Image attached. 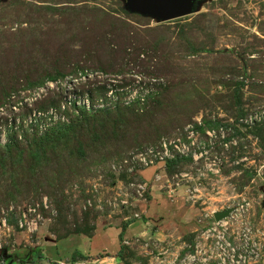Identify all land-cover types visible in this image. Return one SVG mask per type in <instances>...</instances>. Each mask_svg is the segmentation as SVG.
Instances as JSON below:
<instances>
[{
  "label": "rangeland",
  "instance_id": "1",
  "mask_svg": "<svg viewBox=\"0 0 264 264\" xmlns=\"http://www.w3.org/2000/svg\"><path fill=\"white\" fill-rule=\"evenodd\" d=\"M95 9L126 21L128 29L134 28L145 38L162 39V51L150 64L169 61L180 74L169 96L173 99L162 104L150 126L143 123L141 137L134 138L137 144L132 145L127 138L74 166L75 161L70 159V168L64 171L61 180L51 170L45 177L24 180L25 183L14 188L3 186L5 181L0 178V208L25 206L43 197L56 201L53 206L56 215L41 224L36 233L28 235L17 230L1 233L0 264H21L29 254L33 255V261L23 264H72L105 255L112 258L106 259L108 263L178 264L185 255L194 252L195 245L208 250L215 242L212 235L217 232L234 248L247 250L240 252L246 260L242 264H264V123L235 128L237 142L223 151L217 175L199 177L189 160L166 165L164 169L151 167L135 176L124 170L119 175V170L113 168L123 167L129 153L139 149L137 146L173 135L196 119L225 124L236 119L239 112L244 115L264 109V0H201L197 12L163 23L127 14L124 0H0V35L8 40L4 33L25 29L23 39L38 45L47 38L46 34H51L64 42L63 48L70 49L95 46L96 42L109 44V36L98 25L104 16H98L93 12ZM157 27L160 29L150 31ZM240 57L247 64V78L240 105L235 106L231 88L225 83L240 80L241 74L237 72L242 70ZM125 63L116 60L106 68L108 72L87 69L85 75L68 76L60 82H46L43 87L15 94L0 109V143L4 144L14 133L23 135L24 128L32 135L36 119L40 120L37 134H42L46 129L45 118L47 122L67 119L63 107L94 109L109 106L117 99L131 102L146 93L147 86L168 85L171 81L167 75H150L148 67L132 61ZM48 91L62 94L63 107L42 116L32 110L31 103ZM25 103L28 108L23 106ZM71 110L67 112L69 115ZM21 125L24 128H19ZM70 170L73 173L69 174ZM146 173H150L149 178ZM156 173L162 179L159 188L153 189ZM181 174L187 176L181 178ZM133 179L147 183V190L141 197L135 195L134 200L127 186ZM47 180L59 185L66 198ZM179 191L184 204L195 211L196 229L189 233L186 229L182 235L166 240L153 238L152 232L158 228L157 217L171 207L160 204L153 206V210L150 208L153 216L144 218L146 225L126 230L139 220L134 215H145L141 205H148L155 197L170 201L172 196H180ZM126 197L128 204L122 206L119 200ZM226 209L233 211L216 224L213 214ZM10 221L14 225L15 220ZM126 223L129 224L120 241L119 234ZM88 227L94 230L77 233ZM121 247L124 249L119 261Z\"/></svg>",
  "mask_w": 264,
  "mask_h": 264
},
{
  "label": "trees",
  "instance_id": "2",
  "mask_svg": "<svg viewBox=\"0 0 264 264\" xmlns=\"http://www.w3.org/2000/svg\"><path fill=\"white\" fill-rule=\"evenodd\" d=\"M69 10L81 12V9ZM93 12L98 16H104L98 25L102 27L105 35L109 36V44L101 45L96 42L95 46L81 45L79 48L70 49L63 48L64 42L51 34H46L47 38L39 41L38 45H32L28 43V40L23 39L24 33L27 32L25 29L9 34L4 33L8 40H4L1 37L2 34L0 35V109L17 93L43 87L46 82H60L68 76L76 78L78 75H85L88 72L87 69L105 73L108 72L106 68L113 66L116 60L120 63L125 61L126 65L132 61L141 67H148L147 72L150 75H167L171 80L170 83L163 86L156 84L147 86L146 93L131 102H121L117 99L103 108L86 109L84 106L72 105L74 109L66 110L62 105V94L59 92L48 91L42 98L35 99L31 103L32 110L36 109L37 113L45 116L49 110L60 111L63 107L62 112L67 119L47 122L45 118L46 129L42 134H37L40 120L36 119L35 124L32 125L36 131L32 135L28 134V130L21 125L19 128L22 127L25 130L23 135L14 133L8 136L4 144L0 143V178L5 181H2L3 186L13 185L14 188L25 183L22 182L24 180L45 177L50 170L55 178L61 180L64 171L70 168L68 162L70 159L75 161L72 164L74 166L77 162H84L103 151L108 145L113 146L114 143L119 145V140L127 138L132 140L130 142L132 145L137 144L134 138L141 137L142 129L140 128L144 126L143 123H148L147 126H150L162 104L172 101L173 97L169 96L174 80L180 74L169 61L160 60L156 61V64H150L154 56L162 51V39L159 36L145 38L134 28L128 29L130 25L126 21L108 17L107 13L101 9H95ZM158 29L160 28H150V31ZM240 59L242 70L237 71L238 75L241 74L240 80L225 83L228 89L231 88L232 104L235 106L240 105L241 90L246 86L247 78L245 74L247 64L243 57ZM231 71L234 73L233 69ZM23 106L28 108L26 103ZM69 110L71 115L67 113ZM241 116L243 114L239 112L237 118ZM203 122L205 127L218 125L211 120L205 119ZM159 139L136 148L153 144ZM182 161L184 160H175L167 165ZM71 173H73L72 170L69 171V174ZM47 181L50 186L59 191L63 199L66 198L59 185ZM55 203L51 201L52 206ZM129 223L122 226L119 234L120 241ZM93 230V227H88L77 233L86 234ZM123 249L124 247L120 248L117 256L119 261H122ZM29 260L33 261V255H26L20 262L23 264ZM72 260H75V257Z\"/></svg>",
  "mask_w": 264,
  "mask_h": 264
},
{
  "label": "built area",
  "instance_id": "3",
  "mask_svg": "<svg viewBox=\"0 0 264 264\" xmlns=\"http://www.w3.org/2000/svg\"><path fill=\"white\" fill-rule=\"evenodd\" d=\"M194 122L171 136L162 137L153 144L129 153L126 160H124L123 167L113 168L119 170V175L124 170L129 176H135L137 173L151 167H162L164 169L168 163L182 159L191 162L199 177L217 175L220 172L223 151L228 150L232 144L234 145L237 142L235 128L238 129L241 124L252 127L264 123V109L244 114L241 117L232 119L229 121L230 123H219L216 127H205L200 119H196ZM186 176L187 174L180 175L181 178ZM153 180L159 182L160 174L156 173ZM176 185L178 186L177 183ZM127 186L132 190V193H136L129 195L133 200L137 199L135 195L141 197L147 190V183L144 180L138 182L133 179ZM193 191H196V189H193ZM119 201L122 206L128 204L127 197ZM55 215L56 211L46 197L25 206L0 208V249L2 247L1 233L17 230L28 235L33 234L38 231L41 224L50 221ZM134 216L138 219L142 217L140 214ZM10 219L15 220L14 225L10 224ZM220 222H216V224ZM212 236H214L215 242L208 250L195 245L194 252L185 255L178 261V264H242L246 262L245 255L240 252L246 253L247 250L234 248L229 241L223 239L221 232H217L216 235L213 234ZM104 259H82L72 264H113L103 262Z\"/></svg>",
  "mask_w": 264,
  "mask_h": 264
},
{
  "label": "crops",
  "instance_id": "4",
  "mask_svg": "<svg viewBox=\"0 0 264 264\" xmlns=\"http://www.w3.org/2000/svg\"><path fill=\"white\" fill-rule=\"evenodd\" d=\"M152 169L155 170L157 168H155V169L152 168ZM145 172H147V171H145ZM146 175H148V176H145V177H147V178L150 177L149 176L150 173H146ZM161 179H162V176H160L159 182L152 183L153 189L155 187L159 188V186L161 184ZM162 186H163V184H162ZM178 194H180V196H172V199L170 201H167L163 197H160V198L155 197V199L153 201H151V203H148V205L147 204L141 205L140 208L144 209L145 215H142V218L137 220L136 222L129 224L127 226L126 230L128 232H130L132 230L131 228H133V227L136 228V227H140V226L142 227V225H146L147 221L143 222L144 218H147V217L152 218V216H153L150 213V208H151V210H153V206L156 207V206H159L160 204H161V206L163 204H167V205L170 204L171 207L168 206L169 207L168 210L167 209L165 210L166 213L164 215L157 217L158 228L152 232L153 238H155L157 240H160V239L166 240L165 238H171L172 236L182 235L184 232H186V229H188V233L193 231L194 229H196L198 227V225L196 222L193 221V219L195 218L194 209L192 208V206L184 204L185 201H183L181 199L182 198L181 191H179ZM151 220H153V219H151ZM146 233H147V231L144 230L143 235H145ZM96 258H98V257H96ZM103 258H105L103 260V262H106V259H112L110 257H107L106 255Z\"/></svg>",
  "mask_w": 264,
  "mask_h": 264
},
{
  "label": "water",
  "instance_id": "5",
  "mask_svg": "<svg viewBox=\"0 0 264 264\" xmlns=\"http://www.w3.org/2000/svg\"><path fill=\"white\" fill-rule=\"evenodd\" d=\"M200 2L201 0H124V9L129 14L163 23L197 12ZM262 204L264 206V201ZM230 212L231 209H226L214 213V221L220 222L228 217Z\"/></svg>",
  "mask_w": 264,
  "mask_h": 264
},
{
  "label": "flooded vegetation",
  "instance_id": "6",
  "mask_svg": "<svg viewBox=\"0 0 264 264\" xmlns=\"http://www.w3.org/2000/svg\"><path fill=\"white\" fill-rule=\"evenodd\" d=\"M197 1H200V0H197ZM199 3V2H198ZM21 263V262H20Z\"/></svg>",
  "mask_w": 264,
  "mask_h": 264
}]
</instances>
